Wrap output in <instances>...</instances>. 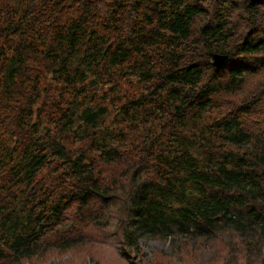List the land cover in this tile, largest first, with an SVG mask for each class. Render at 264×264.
<instances>
[{"label": "trees", "instance_id": "obj_1", "mask_svg": "<svg viewBox=\"0 0 264 264\" xmlns=\"http://www.w3.org/2000/svg\"><path fill=\"white\" fill-rule=\"evenodd\" d=\"M112 209L129 262L146 237L264 259V1L0 0V264Z\"/></svg>", "mask_w": 264, "mask_h": 264}, {"label": "rangeland", "instance_id": "obj_2", "mask_svg": "<svg viewBox=\"0 0 264 264\" xmlns=\"http://www.w3.org/2000/svg\"><path fill=\"white\" fill-rule=\"evenodd\" d=\"M96 94L101 95V90L96 91ZM113 211L108 226L89 224L86 227L89 239L83 243L71 249H53L18 264H198L205 260L208 264H264V259L241 252L235 258L221 256L216 248H211L214 243H219L220 236L212 240L205 239L202 245L185 237H146L141 240V256L137 255L129 262L117 251L116 244L120 235L115 234L113 218L117 212ZM228 239L221 238L225 242Z\"/></svg>", "mask_w": 264, "mask_h": 264}, {"label": "water", "instance_id": "obj_3", "mask_svg": "<svg viewBox=\"0 0 264 264\" xmlns=\"http://www.w3.org/2000/svg\"><path fill=\"white\" fill-rule=\"evenodd\" d=\"M253 3L263 2L264 0H250ZM227 58L226 54H213L212 55V61L214 65H220L223 63V61Z\"/></svg>", "mask_w": 264, "mask_h": 264}, {"label": "bare ground", "instance_id": "obj_4", "mask_svg": "<svg viewBox=\"0 0 264 264\" xmlns=\"http://www.w3.org/2000/svg\"><path fill=\"white\" fill-rule=\"evenodd\" d=\"M151 249V248H150Z\"/></svg>", "mask_w": 264, "mask_h": 264}]
</instances>
